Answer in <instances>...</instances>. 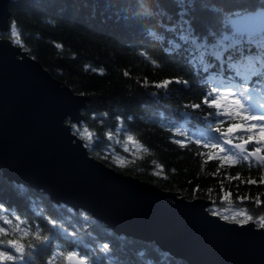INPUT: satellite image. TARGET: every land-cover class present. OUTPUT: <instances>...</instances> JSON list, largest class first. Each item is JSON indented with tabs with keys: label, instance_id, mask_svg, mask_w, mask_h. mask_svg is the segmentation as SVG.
<instances>
[{
	"label": "trees",
	"instance_id": "1",
	"mask_svg": "<svg viewBox=\"0 0 264 264\" xmlns=\"http://www.w3.org/2000/svg\"><path fill=\"white\" fill-rule=\"evenodd\" d=\"M260 7L264 0H11L9 27L0 30V38L10 39L87 98L84 120L67 123L91 157L155 189L210 201L207 210L219 217L244 209L261 227L264 166L251 159L222 165L220 157L230 153L203 147L209 141L232 147L215 131L221 117L208 115L215 110L203 105L185 107L200 103L214 88L237 89L241 60L233 57L238 49L251 47L256 55L248 59L264 68V51H258L264 49V32L238 34L229 23L231 16ZM177 76L189 83L154 86ZM257 79L249 81L253 104L264 103V81L257 84ZM249 179L257 183L248 184ZM224 192L231 193L228 200L222 199ZM0 218L6 229L0 250L15 239L31 253L3 264H64L72 250L88 252L96 264H188L154 242L118 235L85 211L8 181L1 170ZM37 228L41 239L49 237L47 243L36 240ZM104 244L107 253L100 251Z\"/></svg>",
	"mask_w": 264,
	"mask_h": 264
},
{
	"label": "water",
	"instance_id": "2",
	"mask_svg": "<svg viewBox=\"0 0 264 264\" xmlns=\"http://www.w3.org/2000/svg\"><path fill=\"white\" fill-rule=\"evenodd\" d=\"M10 1L0 0L1 31L9 27ZM229 23L237 32L260 33L264 8L235 14ZM86 99L0 38L2 176L188 264H264V227L226 221L207 210L210 201L155 189L91 157L70 124L84 120Z\"/></svg>",
	"mask_w": 264,
	"mask_h": 264
},
{
	"label": "snow or ice",
	"instance_id": "3",
	"mask_svg": "<svg viewBox=\"0 0 264 264\" xmlns=\"http://www.w3.org/2000/svg\"><path fill=\"white\" fill-rule=\"evenodd\" d=\"M57 47H59V45H57ZM258 51H264V49ZM254 55H256V52H254L251 47H248L246 49H238L235 57H233V59L241 60V68L235 73L236 76L241 79V83L236 90H233V88H227L221 91L214 88L205 93L200 103H190L185 106L196 110L201 109L203 105L208 109L215 110L214 113L209 112L208 115L215 114L216 116L221 117V120L218 121L215 127V131L221 134L224 145H231L232 147H221L220 144L210 141L204 143L203 147L219 149V152L230 153L220 157L222 165L225 162L232 164L239 162L240 160L249 161L251 157L261 152V147H259V145L264 144V103L253 104L251 102L252 97L250 95L249 87V81L253 78H259L256 80L257 84L264 81V68H258L256 63H254L251 59H248ZM243 60H247L248 62L244 64ZM153 63H156V61L153 60ZM101 74H103V69H101ZM125 75H127V73H125ZM145 83H147V81H145ZM173 83L187 85L189 82L177 76L156 82L154 86L156 88L167 89L168 86ZM229 120L233 122L228 123ZM225 124H227L226 127ZM256 129H259V135L254 133V130ZM237 132L243 133V135L247 138L243 139V137H239L238 139H242V142L233 144V137ZM87 139H91V134H89ZM109 139H111V133H109ZM132 139L133 137L129 135L128 140L131 141ZM176 143L182 148L185 147V144L180 140H177ZM249 144H253L252 150L246 148V146ZM233 148L236 150L235 152H233ZM125 151H127V148ZM208 155L209 158H212L214 153L210 151ZM257 166H264V156H261L257 159ZM154 175H159V173H154ZM236 179H239V176H237ZM260 182L264 183V177L261 178ZM247 183L255 184L257 181L249 179ZM230 196V192H224L222 199L228 200ZM238 199L243 202L244 200L248 199V197H238ZM259 203L260 200L257 198L256 204L259 205ZM229 204H231V201H229ZM229 210L232 211V214L222 215V219L226 221L231 219L233 222L238 224L248 223L249 221L253 220V216L246 214L244 209ZM213 214L220 215L219 212H215ZM15 219L20 221L21 218L19 215H17ZM259 219L260 221H264V216H261ZM3 223L8 225L11 224L12 221L3 219ZM49 223L53 224L55 227L54 221H49ZM16 227L19 228V225ZM261 227H264V223H261ZM5 231L6 229L4 227H0V233H4ZM25 235H27V232H25ZM36 240L40 244H44L48 242L49 237L44 236L41 239L40 229L37 228ZM0 244H3V241H0ZM33 246L34 245H28L29 248ZM7 247L8 250H0V264H3V262H14L17 259L23 260L25 259L26 255L31 254L30 252H27L24 244L15 239H8ZM100 251L102 253H107L109 251V245H102ZM66 259L68 261H74L75 264H96L95 260L90 256V254L85 251H68Z\"/></svg>",
	"mask_w": 264,
	"mask_h": 264
},
{
	"label": "rangeland",
	"instance_id": "4",
	"mask_svg": "<svg viewBox=\"0 0 264 264\" xmlns=\"http://www.w3.org/2000/svg\"><path fill=\"white\" fill-rule=\"evenodd\" d=\"M225 89H227V88H225ZM223 90H224V89H223ZM254 133H255L256 135H259V129L254 130ZM237 134H238V132L235 133L234 136L238 137ZM241 134H243V133H241ZM243 136H244V135H243ZM244 137H245V138H243V139H246V138H247L246 136H244ZM238 138H239V137H238ZM240 142H242V139H239L238 141H233V144H235V143H240ZM259 147H261V152H260V154L264 156V144L259 145ZM249 150H251V149H249ZM99 222H100V221H99Z\"/></svg>",
	"mask_w": 264,
	"mask_h": 264
},
{
	"label": "bare ground",
	"instance_id": "5",
	"mask_svg": "<svg viewBox=\"0 0 264 264\" xmlns=\"http://www.w3.org/2000/svg\"><path fill=\"white\" fill-rule=\"evenodd\" d=\"M235 30V29H234ZM237 32V31H236ZM264 32V30H262V32H260V33H255V32H237L238 34H249V33H254V34H262ZM79 211V210H78ZM136 239H138V237L136 238ZM140 239V238H139ZM140 240H144V239H140ZM144 242H152V241H146V240H144ZM164 251H166V250H164ZM169 253V252H168Z\"/></svg>",
	"mask_w": 264,
	"mask_h": 264
}]
</instances>
